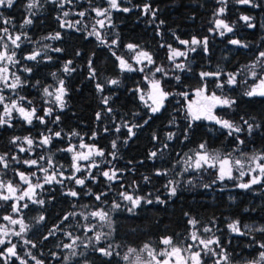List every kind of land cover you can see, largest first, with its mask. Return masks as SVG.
<instances>
[{
  "label": "trees",
  "instance_id": "1",
  "mask_svg": "<svg viewBox=\"0 0 264 264\" xmlns=\"http://www.w3.org/2000/svg\"><path fill=\"white\" fill-rule=\"evenodd\" d=\"M117 1L119 7L112 10L103 27L96 23L95 8L106 6V0H73L72 10L84 15L72 17L76 24L72 28L61 24L60 0H16L12 7L3 9L8 22L0 27H9L23 38L16 51L25 85L18 94L32 102L44 122L27 124L15 119L0 126V157L6 162L3 166L0 161L1 177L23 189L19 170L29 168L16 161L14 138L18 136L37 139L48 130L59 133L49 145L39 144L35 151L36 157H51L63 168L72 165L66 148L82 137L102 150L103 156L84 186L71 182L67 187H43L40 201L30 202L22 210L28 228L16 243L17 255L7 261L0 248V264H31L34 260L43 264H124L130 248L144 254L145 244L157 249L164 237L188 249L193 241L190 220L196 221L199 237L218 238L216 252H224L230 263L264 264V231L259 230L264 228V176L261 183L247 189L237 188L235 179L227 180V187L221 188L216 185V170L190 166L201 144L212 154L233 159L264 156V96L246 95L264 74V57L260 56L264 52V0H252L251 6L238 0L223 4L218 0ZM222 5L224 12L219 14ZM125 8L129 11H123ZM245 15L252 20L241 19ZM218 18L233 27L235 39L241 42L229 52L228 59H224V48L233 37L218 34ZM26 20L31 23L26 24ZM95 29L97 34H93ZM193 37L200 41L206 38L207 48L202 43L194 47L190 54L194 64L188 72L172 70L169 46ZM128 44L150 53L153 67L164 69L163 84L171 93L206 87L234 101L230 107L217 108L216 114L243 130L232 135L223 128L212 132V124L204 119L193 121L183 99L181 105L175 95L159 112L148 111L137 92L143 73L123 71L117 59L133 58L136 49H129ZM34 52L39 53L35 59L25 58ZM218 66L234 74L235 85L218 73ZM201 73L214 75L202 77ZM113 80L118 83L112 84ZM58 81L67 91L63 109L48 101L44 91ZM48 107L51 112L45 115ZM244 121L253 125L251 133ZM152 152L156 156H151ZM107 169L118 171L115 181L104 177ZM68 189H75L77 195H70ZM124 194L143 201L129 211L132 205ZM116 204L120 207H114ZM10 209V204L0 199V221ZM99 209L107 217L101 228L91 230L94 219L84 216ZM232 221L251 229L237 235L229 228ZM205 228L211 231L205 232ZM66 244L72 247L65 248ZM101 248L112 255H103ZM201 256L202 264L217 263L207 250Z\"/></svg>",
  "mask_w": 264,
  "mask_h": 264
},
{
  "label": "rangeland",
  "instance_id": "2",
  "mask_svg": "<svg viewBox=\"0 0 264 264\" xmlns=\"http://www.w3.org/2000/svg\"><path fill=\"white\" fill-rule=\"evenodd\" d=\"M53 1H55V0H53ZM106 1H107L106 6L95 8V20H96V23L98 24L99 27H103L106 22L110 21V18L112 17L111 12L113 9H115V8L111 7L109 0H106ZM218 1H220L223 4L227 0H218ZM15 2H16V0H14L13 4ZM72 4H73V0H60V6L62 9V13L60 16L61 17L60 18L61 24L63 27H66V28L76 27V24H74V20L72 19V17H74V15L75 16L79 15V17L81 16L79 12H77V11L74 12V10H72V8H71ZM240 4H242V3H240ZM243 5L251 6L252 2L249 4H243ZM255 7H257V6H255ZM4 8H8V7L7 6L0 7V14H2V15H0V24H7V22H8V18L5 15H3V9ZM221 8L224 9V5H222L220 7V9ZM97 10H99L100 12H103L104 14L98 15ZM219 10H218V13L221 14ZM65 13H67V15H65ZM245 16H247V15H245ZM13 19H15V18H11V20H13ZM218 19L223 20L222 18H218ZM251 20H252V18L250 17V20H248V21L250 22ZM100 21H103V26H101V24L99 23ZM224 22L226 24H228L226 21H224ZM230 27L232 28V31L227 32L225 29L217 28L216 23H215V29L221 37H224L225 35H229L230 37H233L229 41L235 39L234 29L232 26H230ZM5 29L7 31H4ZM98 31H99L98 29L93 30V34H97ZM221 31H223L225 34L221 35L220 34ZM17 36H19L20 39L16 41V44H13L12 40H14ZM180 41L181 40L179 39L176 45H170L169 46V59H170V57H172V50H176L178 52L184 53V55L175 56V57L171 58L170 61H172V70L175 69V70H179L180 72H184V71L188 72L189 66L194 64V60L190 59V54H191L192 49L196 45H192L191 40H184V41L189 42L187 45L181 44ZM22 44H23V38L19 33H17V32L13 33L9 27L8 28L0 27V52L6 54L5 58L3 60H0V69L5 70V71L0 72V77H3V78H0V97H3L2 102H0V119H2L3 121H6V122L0 124V126H3L5 124H11V122L15 119H20L27 124H34L37 120H40V119H38V117H41L38 115L37 108L32 105V102L28 98H25V96H20L18 94L19 88H21L25 85V83L23 82V80L19 74V70L22 69L23 67L21 66L20 60L17 57L18 53L16 51V49L19 48ZM17 45H19V47H17ZM238 46L239 45H233L229 42V44L227 46H225V48H224L226 50V53L224 54V59H228L230 56L229 52L236 50ZM134 49H136V50L134 52L133 58L127 59V58L122 57V56L119 57L120 59H123L127 64H129L133 70L128 71V70H125L122 68L121 69L123 71L138 72V73L144 74V75L142 74L143 79L141 80L140 84L137 87V92H138V96H139L140 101L148 109V111L152 112L151 108L156 106L153 103V99H152V97L155 95V92L153 89V83L156 81H159L160 87L163 89V91L169 93V96L167 97V99L164 100L163 107L166 105L168 99L171 96L175 95L176 96L175 101L177 103H181V105H182V101L180 98L183 99V101H184L183 107L186 109L189 117H191L189 114V107L190 106L193 109H196L198 106H205V107L211 108V114L212 115L216 116L218 119H221L216 114V109L220 108V107H224V106L217 104L215 107H212V104L214 102L211 101L210 99H206V98L211 97L213 94H215L216 96L221 97V98H227V97L222 96L216 92L208 91L206 87H202V88H198V89H194V90H190V91H186V92H180L179 94L171 93L170 91H168V89H166L164 87V84H163V81H164L163 77H164V74H166L164 69L161 67H157V68H161L163 71H156L157 68L153 67L154 63H148V61L145 58L139 57L140 52H147V51L140 50L137 47H135ZM147 53L150 55L149 52H147ZM35 54H37V53L34 52L31 54H27L25 56V58L28 59L27 57L35 55ZM37 56L38 55H36V57ZM8 57H11V59L9 60ZM138 57H139V59H138ZM152 61H153V58H152ZM119 65H120V60H119ZM177 65H180V67L178 68ZM217 70H218V73L220 75L226 76L227 82L230 78V75L234 76V74L223 71L222 66H218ZM17 77L19 78L18 80H17ZM234 78H235V76H234ZM262 80H264V74L262 75L261 79L258 80L252 86L251 90L256 89L258 92L260 89H263L264 85L261 84ZM235 83H236V78H235V82L231 83L230 85H235ZM12 84H16V87L15 88L11 87ZM61 86H63V83L61 85V81H58L53 85L45 87V89L47 88L48 91L50 93H52V95L45 94L47 96V100L52 102L59 109L65 108L66 94H67V91H66V94L63 96V107H61L60 103L55 100V96L59 94L58 89ZM63 88L65 89L64 86H63ZM198 92L200 93L199 95H198ZM227 99H229V98H227ZM229 100L232 101L231 99H229ZM14 103L16 105L15 108L12 107ZM20 107H23L26 111H31L33 108H35L36 111H35L34 116L32 117L31 123H28L27 120H25V118L18 111V109ZM49 109H51V108L48 107L46 111H48ZM201 119H204L207 122L212 124V127H211L212 132H214L217 129L223 128L220 124H217L214 120L206 119L204 117H201ZM43 122H44V118H43ZM223 129H226V128H223ZM54 136H57V135L51 133L50 130H48V131L42 132V135L40 137H38L37 139L32 137V136H29V135L18 136V137L14 138V141H15L16 147H17V152H18V154L16 156V161H17V163H22L26 168H29V170H19V175L21 173H23L24 177L27 180V182H25V180H23V179L21 180L22 184H23V189H20L13 182L3 179L1 177V174H0V196H8L9 199H7V200L2 199V200L6 203H9L10 207H11L10 213L5 215L2 218V220L0 221V240L4 241V243L0 244V248L3 250V257H5V259L7 261H10L9 259H11L13 257V256L9 255V253L7 252V249L14 245L15 246V252L17 255V244L16 243L19 239H21L23 237L24 232L28 228L27 223L24 221V219L22 217V210L28 205V203H30V202L37 203L40 201V199L42 197L41 193H42L43 187L47 184H60V185H63L64 187L65 186L67 187L69 185V183H71V182H74L75 185H77V186H84L86 184L87 179L92 177V172H93L94 168L99 166V164H101L100 158L103 155L101 156V155L95 154L96 151L100 150V149L97 148L95 145H92L88 140L85 139V137L80 138L78 141L72 143L70 146H68L66 148L67 151H69V149H71V151H69L70 157L72 160V165L70 167L63 168V166L56 163V161L51 157H47V156L36 157V151H35L36 146H40L39 144L49 145L51 138ZM26 137L33 141L32 145L27 144V142L25 140ZM16 138H19V139H16ZM45 138H48V140H49V142L47 144H44L42 142ZM81 145H84V147H81ZM21 149H24V150L21 151ZM199 151H201L200 148L198 149L197 152H199ZM204 151H206L210 156L218 157V159L209 160L210 164L215 165V167H211V168H213L214 170L217 171L218 176H219L220 161L227 158L230 162V166L232 168V178H230V179L225 178L224 180L218 179L216 182V185L218 183V185L221 188H223V187L226 188L228 185L226 181L231 180V179H235V181H237V185H236L237 188H241V187H239V185L242 183H250L254 176L259 177L262 181L263 176H260L259 169L256 167V165L257 164H264V159H253V157H257V158L264 157L262 154L255 155L253 157L246 158V159H233L231 156H219V155L212 154L207 149L206 146H205ZM90 152H91V155H90L88 160L78 158L81 154L88 155ZM74 157H77V159H74ZM195 159H196V155L194 156V158L190 162V166L193 169H196L195 168ZM4 160L5 159L3 157V161H2L3 166H6V162ZM33 160L36 161L35 164H31V161H33ZM237 160L241 161L240 165H237L235 163ZM204 167H208V165L205 164L201 168H204ZM77 168H79V171H77ZM241 171H243L245 173V175L241 176L240 175ZM104 172H108L109 175H112L113 172H115V174H116L115 178L112 180H109L107 177L104 176L107 180L115 181L117 179V175H118L117 170L107 169V170L103 171V173ZM20 177H21V175H20ZM78 179H83L84 184L83 185L77 184L76 180H78ZM8 184H11L16 189V191L14 193H11L8 191V188H7ZM253 185L254 184H251V186H253ZM243 189H245V188H243ZM72 191H75L77 193V191L75 189H68L67 190L68 193H71ZM25 192H27L28 195H24ZM129 195H131V194H129ZM134 198H136V197H134ZM142 201H143V199H141V202ZM97 211H103V210H101V209L95 210V211L88 213L90 215L84 216L85 218L91 217L92 219H94V225L90 226L89 228L91 230H95V231L97 230L96 227L101 228V223L104 221V220H100L99 217L92 216V213L97 212ZM5 217H11V220H16L18 222L16 224H13V223H11V220L5 219ZM233 222H237V221H232V222H230V224H232ZM22 224L24 226V231H21V225ZM191 225H192L191 234L193 232H195L197 234V231L195 229V225H193V224H191ZM238 226H239V230H240L239 233L232 231L233 233H235L237 235H242L240 233L244 234L245 231H247V230L249 231L251 229L249 226L242 227L239 223H238ZM17 233H19V235H17ZM98 235H99V237L101 236V234H98ZM197 236H198V234H197ZM164 238H170V237H164ZM164 238L161 239V246L159 248L155 249V248L149 246V249L152 250L153 254L155 255V259H152V257L148 256V250H145L144 254H142V253H140V254L129 253V251H127L126 255L129 256V259L128 260L124 259L125 260L124 264H133V262L136 260L137 256L140 257L141 264H157V261H160L161 264H163L164 260H169V264H177V258L175 256L169 257L167 255H160V253H162V252H165V253L170 252L171 247L176 246L173 244V242H172V246L163 244L162 240ZM100 239H101V237L99 238V240ZM199 239L207 240V239H218V238L217 237H210V238L199 237ZM191 245H194V246L188 251H185L184 248L180 247L182 249L181 256L184 257L185 261H187V264H192V261L190 259V256L192 253L197 252V251H200L202 253L203 250L208 251V249H205L203 245L199 244L198 240L192 241ZM215 245L216 244L209 245V248L214 249L216 252ZM177 247H179V246H177ZM216 253L217 254L214 255L216 257V261H217L216 264H232V263H230L229 257L224 252L218 251ZM225 255L227 256V260L223 259V257ZM38 261L39 260H34L33 263H31V264H37ZM39 262H40V264H43L41 261H39ZM201 264H202V256H201ZM246 264H262V263L248 262Z\"/></svg>",
  "mask_w": 264,
  "mask_h": 264
},
{
  "label": "snow or ice",
  "instance_id": "3",
  "mask_svg": "<svg viewBox=\"0 0 264 264\" xmlns=\"http://www.w3.org/2000/svg\"><path fill=\"white\" fill-rule=\"evenodd\" d=\"M13 2H14V0H0V7L7 6V7L10 8V7H12ZM238 2L239 3H243V4H249V3L252 2V0H238ZM109 3H110L112 8H118L117 0H109ZM253 6H255V5H253ZM28 7L30 8V7H32V5L29 4ZM145 10L146 11L148 10V6L147 5L145 6ZM123 11L127 12V11H129V9L125 8V9H123ZM219 11H220V13H223L224 9L221 8ZM97 14L98 15H103L104 13L100 12L99 10H97ZM0 15H2V14H0ZM65 15H67V13H65ZM80 15L83 16L84 13H80ZM153 15H154V13H153ZM241 19H243L245 21H248V20H250V17L242 16ZM25 23L26 24H30L31 20H26ZM99 23L101 24V26H103V21H100ZM215 23H216V27L217 28L225 29L227 32H231L232 31V28L228 24H226L223 20H219L218 19V20H216ZM252 26L253 25L249 24V27H252ZM4 31H7V30L5 29ZM220 34L224 35L225 33L223 31H221ZM58 36H59V34H57V37ZM19 39H20V37L17 36L14 40H12V43L16 44V41L19 40ZM229 42L231 44H233V45H240L241 44V42L239 40H235V39L231 40ZM180 43L187 45L189 42L181 40ZM201 43L203 44V46L206 49L207 48V39L206 38L203 41H200V40H197L195 37H193V39L191 40V44L192 45H198V44H201ZM244 46L246 47V45H244ZM17 47H19V45H17ZM127 47L129 49H134L136 46L133 45V44H128ZM192 50L195 51V48H193ZM56 51H60V49H56ZM5 55H6L5 53L0 52V60H3L5 58ZM36 55H38V53L35 54V55H32V56H29L27 58L28 59H35ZM181 55H184V53L178 52L176 50H172V57H170V59L175 57V56H181ZM260 56L264 57V52H261ZM139 57L145 58L148 61V63H153L152 57L147 52H140L139 53ZM139 57H138V59H139ZM8 59L10 60L11 57H8ZM117 59L120 60V66H121L122 69H125V70H128V71H132L133 70L132 67L129 64H127L123 59H120L119 57H117ZM177 67L179 68L180 65H177ZM2 71H5V70L4 69H0V72H2ZM65 71H68L67 66H65ZM156 71H163V70L161 68H157ZM209 75H214V74L201 73L202 77L209 76ZM216 75H218V74H216ZM253 75L255 76V73H253ZM0 78H3V77H0ZM18 79L19 78L17 77V80ZM176 79L178 80L179 77H176ZM234 82H235L234 76L230 75L228 83L231 84V83H234ZM62 83L63 82H61V85H62ZM111 83L112 84H116V83H118V81L113 80V81H111ZM261 84L264 85V80L261 81ZM220 86L221 85H218V87H220ZM11 87L15 88L16 84H12ZM97 87L99 89L100 85H97ZM153 89L155 90L156 95H154L152 97V99H153V103L156 106L152 107L151 111L153 113H156L163 107L164 100L167 99V97L169 96V93L163 91V89L160 87L159 81H156V82L153 83ZM44 91H45V94L52 95V93H50L47 88ZM58 92H59V94L55 96V100L60 103L61 107H63V96L66 94V90L63 88V86H61L58 89ZM199 94L200 93L198 92V95ZM246 95H249V96H252V95L264 96V89L260 90L259 92H257L256 89H252L251 91L247 92ZM206 99H210L211 101L214 102L212 104V107H215L217 104L221 105V106H229L230 107L231 104L234 103V101H230L227 98L218 97L215 94H213L211 97H207ZM2 100H3V97H0V102H2ZM104 103H107V98H105ZM12 107L13 108L16 107L15 103L13 104ZM18 111L25 118V120H27L28 123H31L32 117L34 116L36 110H35V108H33L31 111H26L23 107H20L18 109ZM50 112H51V109L46 111L45 115H49ZM189 114H190L191 119L193 121L200 120L201 117H204V118L210 119V120H214L217 124H220L223 128L229 129L230 130L229 133H228L229 135H232L234 132L235 133H239V132H241L243 130L242 128L237 127L236 125H234L232 122H230L228 120H221V119H218L216 116L212 115L210 107L198 106L196 109H193L190 106L189 107ZM98 118H99V114H98ZM38 119H40L41 122H43V117H38ZM5 122L6 121H3L2 119H0V124L5 123ZM244 123L248 125V131H249V133H251V131L253 129V125L248 124V121H244ZM189 126H191V125H189ZM256 127H259V125H256ZM129 132L131 133V129H129ZM56 135L59 136V133H56ZM168 138L171 139L172 138V134H169ZM16 139H19V138H16ZM25 140H26L28 145H32L33 141L31 139L26 137ZM42 142L44 144H47L49 142V140H48V138H45ZM239 142L241 144L243 143L242 140L239 141ZM115 146H116L115 142H113V148H115ZM81 147H84V145H81ZM199 148L201 149V151H199V152H197L195 154L196 155L195 168L196 169H200L205 164H207L208 167H215L214 164H210L209 163V160H215V159H218V157L210 156L206 151H204V149H205V145L204 144L199 145ZM23 150L24 149H21V151H23ZM69 151H71V149H69ZM95 154L102 156L103 155V151L102 150H97ZM90 155H91V152L88 155L81 154L78 158L79 159L88 160ZM151 156H156V152H152ZM74 159H77V157H74ZM253 159H264V157H259V158L253 157ZM0 161H3V157H0ZM35 163H36V161H34V160L31 161V164H35ZM235 163L237 165H240L241 161L237 160ZM256 167L259 169L260 176H264V164H257ZM77 171H79V168H77ZM20 175H21V179H23V180H25V182H27L26 178L24 177V174L21 173ZM103 175L105 177H107L109 180H112V179L115 178L116 174H115V172H113L112 175H109L108 172H104ZM240 175L243 176V175H245V173L243 171H241ZM225 178H229V179L232 178V168H231L230 162H229V160L227 158H225V159L220 161L219 176H218L219 180H224ZM76 183L79 184V185H83L84 184V180L83 179H78V180H76ZM257 183H261V179L259 177H257V176H254L250 183H242V184L239 185V187L247 189V188H249L251 186V184H257ZM7 188H8V191L11 192V193H14L16 191V189L11 184H8ZM175 192H176V189L172 188L171 189V194L175 195ZM24 195H28V193L25 192ZM70 195L76 196L77 193L75 191H72L70 193ZM96 198L98 200L100 199L99 196H97ZM123 198L125 200L131 202L132 207L128 209L129 211H132L135 207L139 206L140 203H141V199H143V198H140V197L134 198L132 195H127V194H124ZM0 199L7 200V199H9V197L8 196H0ZM146 202L147 203H152L151 200H147ZM159 202L163 203V201H159ZM41 203H42V201H41ZM114 207L119 208L120 205L116 204V205H114ZM92 216L99 217L100 220H105L106 217H107V213L104 212V211H97V212H93ZM5 219L11 220V217H5ZM40 219L42 220L43 217H41ZM17 222L18 221H16V220H11V223H13V224H16ZM189 222L191 224H193V225H195V223H196V221H194V220H190ZM229 228L233 232L239 233V231H240L239 230V226H238V222H233L232 224L229 225ZM259 230L260 231H264V228H261ZM21 231H24L23 224L21 225ZM204 231L205 232H210L211 229L210 228H205ZM240 234H243V233H240ZM17 235H19V233H17ZM99 238L100 237L98 235L97 236V240H99ZM191 239L193 241H197L198 240L199 244L203 245L204 248L208 249V251L211 252L213 255L217 254L214 249L209 248V245L216 244L217 246H219L218 239H207V240L199 239V237L197 236V234L195 232H193L191 234ZM2 243H4V241L0 240V244H2ZM25 243H28V241H25ZM73 243H75V240H73ZM162 243L165 244V245L172 246V239L171 238H164L162 240ZM193 246L194 245H189L188 249H185V251L190 250ZM64 247L65 248H71L72 244H66V245H64ZM261 247H264V245H261ZM144 250H148V256L152 257V259H155V255L153 254V251L149 249V245L148 244L144 245ZM99 251L105 256H111L112 255V253L110 251L105 250V249H99ZM128 251H129V253H134V252H136V249L130 248ZM181 251H182V249L180 247L172 246L170 252H166V253L162 252V253H160V255H167L169 257L175 256L177 258V264H187V261H185L184 257L181 256ZM7 252L9 253V255L15 256L16 255L15 246L13 245L12 247L8 248ZM261 256L264 257V253H261ZM124 259L128 260L129 256L125 255ZM190 259L192 261V264H201V252L197 251V252L192 253L191 256H190ZM223 259L227 260V256L225 255L223 257ZM37 264H40V262L38 261ZM133 264H141L139 256H137V258L133 262ZM157 264H161V262L157 261ZM163 264H169V260H164Z\"/></svg>",
  "mask_w": 264,
  "mask_h": 264
},
{
  "label": "water",
  "instance_id": "4",
  "mask_svg": "<svg viewBox=\"0 0 264 264\" xmlns=\"http://www.w3.org/2000/svg\"><path fill=\"white\" fill-rule=\"evenodd\" d=\"M263 89H264V88H263ZM260 90H262V89H260ZM260 90H259V91H260ZM259 91H258V92H259ZM154 92H155V90H154ZM155 95H156V92H155ZM259 96H261V95H259Z\"/></svg>",
  "mask_w": 264,
  "mask_h": 264
},
{
  "label": "flooded vegetation",
  "instance_id": "5",
  "mask_svg": "<svg viewBox=\"0 0 264 264\" xmlns=\"http://www.w3.org/2000/svg\"><path fill=\"white\" fill-rule=\"evenodd\" d=\"M242 5H243V3H242ZM235 40H237V39H235ZM238 47H239V46H238ZM238 47H237V48H238Z\"/></svg>",
  "mask_w": 264,
  "mask_h": 264
}]
</instances>
